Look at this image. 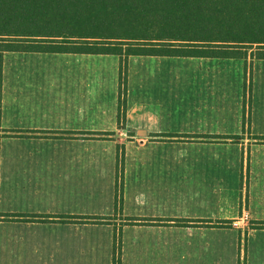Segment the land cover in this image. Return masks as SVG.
<instances>
[{
	"label": "crops",
	"instance_id": "crops-1",
	"mask_svg": "<svg viewBox=\"0 0 264 264\" xmlns=\"http://www.w3.org/2000/svg\"><path fill=\"white\" fill-rule=\"evenodd\" d=\"M137 60L151 76L126 77L119 111L117 56L2 55L0 264H264V132H219L213 107L133 87L179 89L182 63L243 60Z\"/></svg>",
	"mask_w": 264,
	"mask_h": 264
},
{
	"label": "trees",
	"instance_id": "trees-1",
	"mask_svg": "<svg viewBox=\"0 0 264 264\" xmlns=\"http://www.w3.org/2000/svg\"><path fill=\"white\" fill-rule=\"evenodd\" d=\"M7 52L264 60V0H0ZM116 194L121 195V177Z\"/></svg>",
	"mask_w": 264,
	"mask_h": 264
},
{
	"label": "rangeland",
	"instance_id": "rangeland-1",
	"mask_svg": "<svg viewBox=\"0 0 264 264\" xmlns=\"http://www.w3.org/2000/svg\"><path fill=\"white\" fill-rule=\"evenodd\" d=\"M113 58V60H116L115 57ZM147 61L145 60L143 63L137 60L130 65L127 63L124 80L133 73L138 74L137 76H142L143 74L151 76L152 72L148 71V69L153 68L154 65L146 63ZM250 61L251 59L248 58L246 61L241 62L225 60L219 63L198 62L197 64L186 63V65L182 63L179 65L181 72L178 73L185 75L186 80L179 84V89L174 88V84H170L169 88L165 90H157L152 83L143 84L145 87L134 84L133 87L139 89L134 92V95L146 98L148 94H160L162 91L163 93L177 92L184 97L182 105L171 102L168 105L169 108L189 110L190 107L202 109L213 107V111L217 110L216 120L219 132L232 131V125L238 122L239 131L242 135L248 133L251 134L250 138H257L256 135L252 136V134L258 132L257 128L260 127L261 133L264 132V62L254 60L249 66ZM2 71L3 66L1 65L0 76ZM199 76L206 77V79L194 81V78ZM123 86H127L125 81ZM126 92L127 90H125V94L122 92L123 96L126 95ZM240 97L241 105L239 103V108L240 106L241 108L235 109L238 106L237 100ZM212 118H214V115ZM175 125L180 126L181 121L175 122ZM248 148L252 151L258 150L256 143H253L252 147ZM244 177H246L245 174ZM240 185L239 192H242V186ZM240 196L241 193L239 194V199Z\"/></svg>",
	"mask_w": 264,
	"mask_h": 264
},
{
	"label": "built area",
	"instance_id": "built-area-1",
	"mask_svg": "<svg viewBox=\"0 0 264 264\" xmlns=\"http://www.w3.org/2000/svg\"><path fill=\"white\" fill-rule=\"evenodd\" d=\"M248 217L246 214H242L239 219L235 220L231 226L232 227H240L239 224H247Z\"/></svg>",
	"mask_w": 264,
	"mask_h": 264
}]
</instances>
